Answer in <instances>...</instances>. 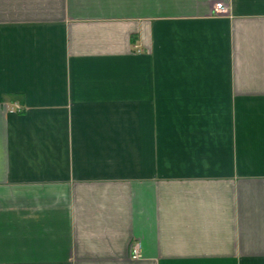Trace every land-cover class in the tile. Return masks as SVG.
Returning <instances> with one entry per match:
<instances>
[{
	"label": "crops",
	"instance_id": "1",
	"mask_svg": "<svg viewBox=\"0 0 264 264\" xmlns=\"http://www.w3.org/2000/svg\"><path fill=\"white\" fill-rule=\"evenodd\" d=\"M0 264H264V0H0Z\"/></svg>",
	"mask_w": 264,
	"mask_h": 264
},
{
	"label": "built area",
	"instance_id": "2",
	"mask_svg": "<svg viewBox=\"0 0 264 264\" xmlns=\"http://www.w3.org/2000/svg\"><path fill=\"white\" fill-rule=\"evenodd\" d=\"M221 10H225V9H221ZM20 107L18 106H14L13 108H11V112H15L17 110H19ZM131 257L133 259H140L142 257L141 255V246L139 243H134L132 246H131Z\"/></svg>",
	"mask_w": 264,
	"mask_h": 264
}]
</instances>
